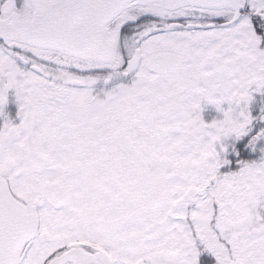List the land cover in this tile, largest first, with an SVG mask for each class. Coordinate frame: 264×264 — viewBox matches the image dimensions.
<instances>
[{
	"label": "snow or ice",
	"instance_id": "1",
	"mask_svg": "<svg viewBox=\"0 0 264 264\" xmlns=\"http://www.w3.org/2000/svg\"><path fill=\"white\" fill-rule=\"evenodd\" d=\"M0 264H264V0H0Z\"/></svg>",
	"mask_w": 264,
	"mask_h": 264
}]
</instances>
